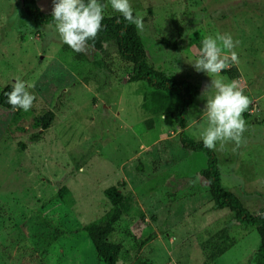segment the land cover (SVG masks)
<instances>
[{
	"label": "rangeland",
	"instance_id": "rangeland-1",
	"mask_svg": "<svg viewBox=\"0 0 264 264\" xmlns=\"http://www.w3.org/2000/svg\"><path fill=\"white\" fill-rule=\"evenodd\" d=\"M36 2L52 11L53 0ZM130 2L143 18L138 32L149 64L199 89L185 113V132L194 141H201L196 128L214 90L202 96L211 78L189 62L206 36L230 34L238 41V62L221 75L251 101L242 114L247 131L235 152L232 143L213 152L223 187L250 211L264 212V0ZM118 14L110 5L104 12ZM50 25L30 22L22 0H0V92L20 77L34 85L32 115H55L32 143L38 132L32 115L17 131L13 113L0 107V264H103L83 228L109 211L104 191L111 186L133 199L114 234L126 249L121 264H250L260 243L255 228L214 208L200 175L206 156L182 147L181 130L168 115L142 109L147 87L129 82L132 66L110 43L77 54ZM63 186L67 201L57 195ZM224 229L228 236L214 254Z\"/></svg>",
	"mask_w": 264,
	"mask_h": 264
},
{
	"label": "trees",
	"instance_id": "trees-1",
	"mask_svg": "<svg viewBox=\"0 0 264 264\" xmlns=\"http://www.w3.org/2000/svg\"><path fill=\"white\" fill-rule=\"evenodd\" d=\"M22 9L28 20L35 25H50L53 23L51 12L42 11L36 0H22ZM135 15V14H134ZM181 35L182 29L174 22ZM102 30L95 41H89L88 45L95 51H102L107 43L113 44L122 61L132 66V73L129 82H142L147 89L142 97V109L148 114L158 117L168 115L181 130V145L187 150L195 153H203L206 156V166L200 170V175L208 185L209 194L212 198L215 209H227L232 216V223L236 225L245 224L255 228L259 236V245L251 254L250 264H264V212L255 213L250 211L240 200L236 192L227 190L221 183V174L218 168V159L212 150L203 146L202 141H194L186 135L185 113L199 95L198 87L188 81L169 77L163 72L154 69L148 62L146 49L135 25H130L118 14L104 16ZM159 43L167 49L176 50V44H171L168 40L161 39ZM12 90V85L5 86L0 92V107L13 113L10 124L17 131H24L19 124L32 115L31 111H13L11 105L7 103L6 92ZM31 114V115H30ZM31 128L38 132L30 136L29 141L38 142L44 131L50 128L55 115L53 112L45 110L37 115H32ZM24 147V145H22ZM58 197L67 201L70 191L63 186L57 193ZM104 196L110 204V209L97 222L88 223L84 226V231L88 235L98 259L103 264H121L124 254H126L123 242L116 240L114 234L116 226L122 221L133 203L130 195L122 194L116 186H111L104 191ZM228 231L222 230L217 237L214 251L226 240ZM144 242H141L143 245ZM216 257V256H213Z\"/></svg>",
	"mask_w": 264,
	"mask_h": 264
},
{
	"label": "clouds",
	"instance_id": "clouds-1",
	"mask_svg": "<svg viewBox=\"0 0 264 264\" xmlns=\"http://www.w3.org/2000/svg\"><path fill=\"white\" fill-rule=\"evenodd\" d=\"M109 5L128 24L143 30V18L134 15L130 0H53L51 16L55 34L75 53L86 52L88 42L95 41L102 30L104 12ZM237 44L238 41H234L230 34L206 36L197 58L189 62L195 71L206 73L211 78L202 96L214 90V95L206 98L201 112L203 119L196 128L203 146L208 150L223 151L227 144L232 143L235 152L247 131L242 114L251 101L236 81H228L221 75L230 63L238 62V54L234 50ZM31 87L34 85H29L20 77L15 78L12 90L4 93L13 111L22 109L27 112L33 107L36 97L29 91Z\"/></svg>",
	"mask_w": 264,
	"mask_h": 264
}]
</instances>
